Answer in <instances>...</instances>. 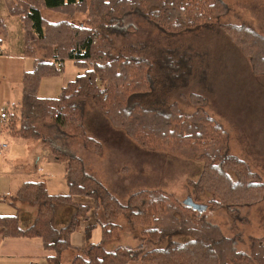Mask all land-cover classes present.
<instances>
[{"label": "trees", "instance_id": "obj_1", "mask_svg": "<svg viewBox=\"0 0 264 264\" xmlns=\"http://www.w3.org/2000/svg\"><path fill=\"white\" fill-rule=\"evenodd\" d=\"M44 10L70 20L80 14L86 19L79 25L70 20L51 23L44 18ZM229 11L224 0H24V7L13 15L36 41L43 57L23 75L21 101L9 114L12 136L40 140L39 125L56 127L65 136L80 138L88 151L101 156L102 144L86 130L85 109L92 101L114 129L140 147L202 163L199 179L189 184L193 202L210 195L208 207L225 209L231 218H238L239 208L264 201V182L243 160L230 154L229 135L206 111L207 99L192 95V114L183 113L177 103L167 110L133 103L134 98L153 93L152 65L136 56H114L111 39L117 30H123V21L130 14L141 15L167 34L219 27L250 61L253 74L264 76V36L245 25H221ZM0 30L8 33L4 24ZM22 54L28 55L23 48ZM65 60L80 65L84 74L63 88L58 98L39 97L42 78L61 74L64 66L58 64ZM51 153L65 165L68 194L53 196L44 181H29L12 199L37 207L34 224L23 230L16 216H0V234L7 239L40 240L48 254L47 264H62V255L68 250L79 252L72 264H264V238L251 239L250 254L239 251L238 237L225 236L192 206L161 190L138 192L122 205L86 172L79 156L57 146L51 147ZM75 196L92 199L93 214L101 213L105 220L98 223L102 229L99 243L90 242L94 227L86 228L84 249L75 248L71 240L88 221L91 210L75 205ZM66 206L74 213L66 226L58 228V211ZM123 215L134 229H143L144 241L159 245L167 240L166 247L148 252L144 246L121 247L108 252L105 244L118 238L121 227L116 222ZM175 236L190 239L181 243L173 240Z\"/></svg>", "mask_w": 264, "mask_h": 264}, {"label": "rangeland", "instance_id": "obj_2", "mask_svg": "<svg viewBox=\"0 0 264 264\" xmlns=\"http://www.w3.org/2000/svg\"><path fill=\"white\" fill-rule=\"evenodd\" d=\"M224 1L230 11L221 19V25H245L264 36V0ZM23 7L24 0H0V25L8 28V33L0 30L3 51L0 55V108L8 107L9 114L19 105L14 103L21 101L23 75L31 72L36 60L43 57L36 41L20 28L17 16L13 15ZM42 13L51 23L70 20L47 10ZM85 19L80 14L70 22L79 25ZM121 28L123 30L111 35L112 54L136 56L152 65L153 93L134 98L133 103L162 110L177 103L183 113L192 114L195 108L191 96L206 98V111L229 135L230 154L243 160L264 182V76L253 74L250 61L221 29L204 27L193 32L167 34L139 14L126 16ZM22 48L28 55L22 54ZM63 64L61 74L42 78L39 97L58 98L63 88L84 74L85 70L72 60H65ZM85 123L89 136L102 144L101 156L88 151L80 138L65 136L56 127L45 125L38 126L42 139L22 142L12 136L9 120L0 137V215H17L18 209L7 204L14 202L11 195L15 189L29 180L24 174L35 173L44 165L43 161L37 163L36 152L46 150L49 159L60 162L51 153L52 146L79 156L86 172L122 205H127L132 195L144 190L164 191L185 205L194 200L189 184L199 179L202 163L179 154L140 147L125 133L114 129L92 101L86 105ZM4 144L6 148H2ZM64 172L62 163V176ZM211 200L212 197L206 195L197 203L207 208L202 214L204 220L219 226L225 236L238 237L237 250L250 254L251 239L264 238V201L239 208V217L233 219L225 209L208 207ZM95 218L99 224L105 222L101 213ZM116 224L121 232L116 240L105 244L108 252L142 246L148 252L167 245V240L159 245L144 241L143 229H134L125 215L119 217ZM83 229L81 224L79 231ZM101 237L102 229L98 225L92 229L90 242L99 243ZM189 239L188 236L173 238L181 243ZM40 250V240L7 239L0 234V264H47L46 259V263L41 260ZM78 253L77 250L64 252L62 264H72Z\"/></svg>", "mask_w": 264, "mask_h": 264}, {"label": "crops", "instance_id": "obj_3", "mask_svg": "<svg viewBox=\"0 0 264 264\" xmlns=\"http://www.w3.org/2000/svg\"><path fill=\"white\" fill-rule=\"evenodd\" d=\"M14 104H19V103H14ZM0 137H3L2 132L0 133ZM36 154H37V163L39 164L40 161H43L45 163L42 167H39L37 169V172L35 173L31 172L28 175L24 174V177L29 180L24 181L22 184L29 182V181H44L51 195L53 196L67 195L69 190H68L67 183H66V170L64 172V176H62L63 175L61 173L62 163L49 159L48 152L46 150H42V151L39 150L38 152H36ZM21 185H19V187L15 189V192L21 187ZM15 192L11 196H13ZM72 201L75 205L87 207L91 210V212L88 214V217H89L88 221H86L85 223H82L83 228H84L83 230H86V228L90 226L96 227L99 225L97 221L95 220L96 219L95 215L93 214L95 203L92 199L75 196L73 197ZM9 203L11 205L7 204L8 206H15L18 209V213L16 217L18 218L19 227L21 229L23 230L28 229L34 224L36 216H37V207L31 206L29 204H25L22 202H18V201H14L12 203L9 202ZM71 212L73 215L74 209L72 207L70 206L61 207V209L58 211L57 220H56L58 228H62L67 225V223L70 221L72 217V215H70ZM0 216H9V215H0ZM93 220H95V223L93 222ZM83 230L75 233L72 236L71 242L75 248L84 249L86 247L87 238H86V233L82 232ZM14 240H17V239H14ZM33 240H37V239H33ZM40 247H41L40 253H42L40 254V257L42 258L41 260L45 262V258L48 254L42 251L43 248H42L41 241H40Z\"/></svg>", "mask_w": 264, "mask_h": 264}, {"label": "built area", "instance_id": "obj_4", "mask_svg": "<svg viewBox=\"0 0 264 264\" xmlns=\"http://www.w3.org/2000/svg\"><path fill=\"white\" fill-rule=\"evenodd\" d=\"M59 67H63V62H60L58 64ZM9 123V113L7 107L0 108V133L3 131V129L8 126ZM2 148H6V145L4 144Z\"/></svg>", "mask_w": 264, "mask_h": 264}, {"label": "water", "instance_id": "obj_5", "mask_svg": "<svg viewBox=\"0 0 264 264\" xmlns=\"http://www.w3.org/2000/svg\"><path fill=\"white\" fill-rule=\"evenodd\" d=\"M187 203H188V205L192 206L195 210H197L199 215H202L203 212L206 211V209H207L206 207H202L200 205L198 206L197 204L193 203L192 200H190V203L189 202H187Z\"/></svg>", "mask_w": 264, "mask_h": 264}]
</instances>
